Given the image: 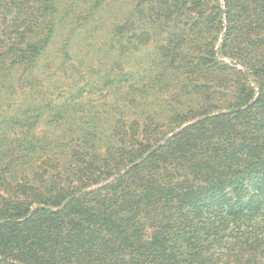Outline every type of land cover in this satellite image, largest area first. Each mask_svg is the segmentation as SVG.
<instances>
[{"label": "trees", "instance_id": "1", "mask_svg": "<svg viewBox=\"0 0 264 264\" xmlns=\"http://www.w3.org/2000/svg\"><path fill=\"white\" fill-rule=\"evenodd\" d=\"M0 264H264V0H0Z\"/></svg>", "mask_w": 264, "mask_h": 264}]
</instances>
